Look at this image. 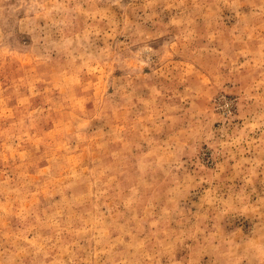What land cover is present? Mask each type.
<instances>
[{
    "label": "rangeland",
    "instance_id": "374dc122",
    "mask_svg": "<svg viewBox=\"0 0 264 264\" xmlns=\"http://www.w3.org/2000/svg\"><path fill=\"white\" fill-rule=\"evenodd\" d=\"M0 264H264V0H0Z\"/></svg>",
    "mask_w": 264,
    "mask_h": 264
}]
</instances>
